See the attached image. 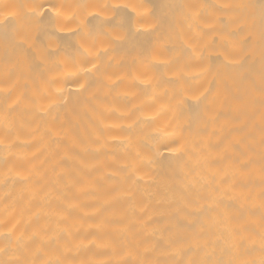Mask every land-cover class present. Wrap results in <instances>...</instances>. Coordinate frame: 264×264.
<instances>
[{
    "label": "bare ground",
    "instance_id": "bare-ground-1",
    "mask_svg": "<svg viewBox=\"0 0 264 264\" xmlns=\"http://www.w3.org/2000/svg\"><path fill=\"white\" fill-rule=\"evenodd\" d=\"M0 264H264V0H0Z\"/></svg>",
    "mask_w": 264,
    "mask_h": 264
}]
</instances>
